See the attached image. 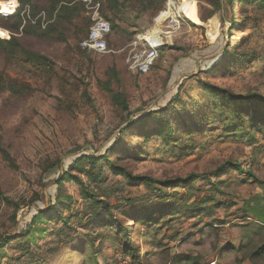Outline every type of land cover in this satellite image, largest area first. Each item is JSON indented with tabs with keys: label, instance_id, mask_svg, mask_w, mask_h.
<instances>
[{
	"label": "rangeland",
	"instance_id": "1",
	"mask_svg": "<svg viewBox=\"0 0 264 264\" xmlns=\"http://www.w3.org/2000/svg\"><path fill=\"white\" fill-rule=\"evenodd\" d=\"M6 1L10 0H0V3ZM15 1L17 11L20 3ZM168 1L153 17L149 13L128 11L129 20H118L122 30L126 28L141 33L134 34L131 42L125 44L127 33L113 31L108 38L111 51L106 54L83 51L78 45L87 32V28L78 32L79 28L88 23L81 0H77L80 16L74 18L72 24L57 22V30L64 33V40L55 39L54 35L53 38L42 39L21 30L13 33L24 47L40 52L54 62L56 75L49 82L21 71L0 50V72L14 77V86L18 89V92H0L1 142L12 159L9 162L0 154V192L6 199L0 197V237L15 235L25 229L38 210L45 211L51 207L56 198L55 181L62 171L61 164L66 169L80 155H102L117 141L118 132L127 124L122 125L123 119L97 85L104 71L112 65L119 74L121 87L127 92L129 118H138L150 111L162 112L166 107L163 112H168L177 135L182 134L181 139L191 144L186 152L174 155L156 137L145 139L138 136L136 130H127L126 134L131 135L126 137L129 143L123 149L143 148L145 152V157L140 160L128 161V167L134 174L158 179L184 177L190 173L200 175L190 185L194 191L188 199L187 188L181 184L167 190L164 204L173 201H176L173 206L184 201L194 204L209 195L220 202L209 201L207 205L213 208L207 215L177 217L167 214L165 220L168 224L160 222L155 225L156 228L162 226L156 237L166 243L164 249L157 245L146 251L140 237L135 242L140 248V257L143 258L145 251L148 257L147 263L144 259L139 263L123 254L118 243L111 242L113 230L110 225L89 220V210L77 194V184L65 182L61 191L74 201L70 209L63 210L62 216L72 215L68 225L84 233L90 232L93 241L87 245L84 257L77 258L84 237L77 234L73 248H63L53 257L47 256L50 258L40 264H72L75 259L77 264H163L165 249H169L171 255L196 256L200 264H248L246 261L237 262L240 257L237 247L240 236L245 235L243 227L247 223L264 225V135L257 134L253 142L219 136L223 127L221 120L212 109L206 111L205 106L211 100L202 99L206 92L200 88L197 78L237 93L264 92L263 12L255 4L245 5L248 18L243 22L239 1L234 0L232 4L225 2L212 17L202 20L208 17L209 7L205 2L170 0L171 8L176 14L180 13V27L164 35L160 31H167V28L161 20L169 13L166 10ZM34 2L37 6L34 17L32 12H28V5L21 10L24 22L29 20V13L32 24L39 15L44 16V19L41 16L43 29L54 23L57 11L49 17L45 10L48 2ZM0 15L1 36L9 32L5 27L10 24V15ZM188 15L198 21L192 22L186 18ZM158 33L163 42L161 47L165 46V50L160 53L158 49L157 59L148 72L140 74L131 70L129 59L142 47L140 42H136L137 37L154 42ZM235 50L239 61L229 67L228 60ZM62 85L69 98L59 109L57 98L61 96ZM176 92L180 102L171 105ZM175 112L182 114L181 121L176 120ZM204 113L206 122L200 119ZM184 121H188L190 128L197 121L200 131L189 134ZM57 160L58 164L49 169L48 166ZM234 164L240 165L244 172ZM221 166L222 172L214 174L213 171ZM104 171L108 175L105 184L117 189L113 196L106 198L114 214L122 217L121 209L126 205L158 201L157 193L150 194L142 185L125 184L106 167ZM204 177L215 183L220 180L218 190H211V184L205 182ZM129 201L134 202L129 204ZM16 205L19 206L17 210ZM60 209L58 205L57 210ZM169 210L168 207L163 213ZM14 213L16 223L13 221ZM102 216L108 217L107 214ZM50 218L40 224L45 229V237L32 246L33 258L17 247L18 242L11 241L5 246L6 256L1 264H39V257L45 256L47 250L63 247L62 235L58 234L63 222ZM218 218L224 222L215 224L219 229L215 231L207 224ZM84 223L89 226L83 228ZM144 226L143 222H127L128 229L135 231L134 234ZM122 241L129 242L123 237Z\"/></svg>",
	"mask_w": 264,
	"mask_h": 264
},
{
	"label": "trees",
	"instance_id": "2",
	"mask_svg": "<svg viewBox=\"0 0 264 264\" xmlns=\"http://www.w3.org/2000/svg\"><path fill=\"white\" fill-rule=\"evenodd\" d=\"M48 2L47 9L48 16L51 17L54 11L56 12L54 23H49L43 29L41 27V17L36 18L35 23H31V19L24 22L23 17L20 15L21 10L25 5L29 6L30 13L35 16V9H37L36 2L34 0H19L20 6L13 14L8 16L9 25L7 31L0 36V50L5 55L7 60L13 63L14 66L18 67L21 71L33 74L36 77L44 78L46 82L52 80L56 75L54 68V62L46 55L30 50L24 47L19 39L13 34L18 33L20 30L26 34L33 33L42 39L54 38L64 40V33L57 30V22L63 21L65 23L72 24L74 18H78L80 14V8L78 7L77 0H46ZM101 2L100 13L101 15L110 22L111 33L113 31H124L127 33V39L125 44H128L133 39L134 34H140L141 31H128L126 28L122 30L121 25L118 20L126 19L128 11L141 13H149L151 17L155 16L160 10L165 6L166 0H98ZM198 3L201 1L205 2L209 7L208 17L202 20H206L217 13L224 3L232 4L234 0H197ZM239 6L244 14L243 22L247 20V9L245 5L255 4L263 12L264 17V0H238ZM137 14V15H138ZM135 15V18H137ZM80 16V15H79ZM188 15L186 18L192 22H197L198 19H194L192 16ZM1 18V15H0ZM88 23L79 28L78 32L84 31L90 24ZM24 22V23H23ZM193 26H195L193 24ZM87 32L83 37H85ZM111 35V34H110ZM81 37V39L83 38ZM110 37V36H109ZM144 37V36H143ZM80 39V40H81ZM144 39V38H143ZM165 46L160 47V53L165 50ZM84 51V50H83ZM238 51L235 50L230 56L227 66L231 67L235 62H238L237 58ZM230 69V68H229ZM227 69V71H230ZM191 77V76H189ZM197 82L200 84V88L206 93L202 96V99L211 100V103L205 106L206 111L212 109L214 114L221 120L222 130L219 136H224L225 138L236 139V140H248L253 142L257 138V134L264 135V92L261 91H247L245 93H237L230 88L221 87L219 85L211 84L206 81H202L199 77ZM15 79L10 75L0 72V92L4 90H14L18 92V89L14 86ZM99 90L106 94L111 106L114 108L116 113L123 119L124 128H122L117 134V141L110 146L102 155L91 153L88 155H80L74 161H72L68 167L65 169L63 164H61L62 171L59 177L56 179L55 184L57 185L56 198L51 207L45 211L38 210L32 217L30 222L27 224L25 229L15 233V235H5L0 237V264L2 259L6 256L5 246L11 241L18 242L17 247L24 253L30 254L33 258L32 246L37 244L39 239L45 237V229L40 225L50 219H59L63 222L62 227L58 229V234L62 235L61 239L63 247L53 249L52 251L46 252V255L39 257L40 262H45L47 258L53 257L63 248H73L72 244L75 239L78 238L77 234H83V245L77 251V258L84 257L87 245L93 241L92 234L90 232L84 233L74 229L71 225H68L67 221L71 219V216L63 217V210L70 209L72 202L74 201L67 193L61 191L64 189L66 183H75L78 186L77 194L80 199L84 202L86 209L89 211V220L95 222H105L111 226L113 232L110 236L111 242L118 243L122 250V253L129 255L132 259H137L146 261L148 254L147 250L151 246H162L165 247L166 243L163 242L161 238L156 237L158 231L161 230L162 226L156 228L155 225L160 223L165 225L168 224L166 221V215H172L177 217H195L200 213L207 215L209 210L213 208L207 205L209 201H215L219 204L220 201L216 200L212 195L202 197L197 203H186V201L181 202L179 205L173 206L176 201L169 204H164L165 194L168 189L175 188L182 184L183 187L187 188V199L193 193L194 189L192 182L199 178L200 175L190 173L187 176L180 177H166L163 179L153 178L148 175L134 174L132 170L128 167V161H138L143 156L145 157V152L143 148L141 149H123L128 141L126 137L131 135L127 133V130H136L138 136L145 139L152 138L153 136L160 140V143L164 145L168 151H173L172 154L178 155L181 152H186L189 150L190 143L185 141L180 136L177 135L173 128V123L171 122V117L167 114L163 108L162 112H146L141 117L129 118V105L127 99V92L120 85L119 74L115 66H109L103 73V77L97 81ZM179 88V87H178ZM177 88V89H178ZM17 89V91H15ZM61 96L57 98V107L61 109L65 101L69 98V95L65 91L64 86L60 87ZM176 96V97H175ZM175 102H180L179 93L176 92ZM170 105L167 106V108ZM176 120L181 121L182 114L175 112ZM201 121L206 122L207 116L205 113L201 116ZM206 120V121H205ZM196 122V123H195ZM192 121L195 123L193 128H190L188 121H184L185 128L189 134H196L199 130V123L197 121ZM198 124V125H197ZM133 134V133H132ZM184 139H187L184 137ZM0 154L3 159L12 162L9 152L2 146L1 136H0ZM124 161V162H123ZM58 160L55 164H51L48 168H53L58 164ZM240 169V165L234 164ZM104 167L110 171L113 176H118L123 180L125 184L128 185H142L150 194L157 193L158 201L151 203H136L130 206H124L122 210V217L118 214H114L113 207L106 199L111 197L117 191L115 186L111 188L105 184L108 177ZM222 172V166L218 167L213 171L214 174H220ZM247 174H251L247 171ZM205 182L211 184V190H218V183L212 182L208 177H204ZM0 197L2 194L0 192ZM6 200L5 198H2ZM134 201H129L132 204ZM60 205V210H57V206ZM145 205V207H144ZM169 207L168 213H163V211ZM15 210L19 208L18 205L15 206ZM57 215L55 217V215ZM103 214H107L108 217H103ZM13 221L16 223V215L13 214ZM127 222H143L144 229L135 231H130L127 227ZM224 221L222 219H214L207 225L213 230L218 231L215 224H222ZM83 228L89 225L84 223ZM117 226V229L114 227ZM245 235L240 236V243L237 247V252L240 257L237 259L238 263H242L247 260L250 264H264V225L258 224L256 222H250L245 225ZM57 234V233H56ZM122 237L126 238L129 242H123ZM143 243V249L146 250L143 258L140 257V248H138L135 242L140 239ZM75 243V242H74ZM232 248V247H230ZM142 250V249H141ZM166 254L163 258V264H200L198 257L191 254H176L171 255L169 249L163 250ZM51 255L50 257H47ZM33 260V259H32ZM95 263V259L93 258ZM147 263V261H146ZM72 264H77L75 259ZM86 264V263H84ZM89 264V263H88ZM145 264V263H144Z\"/></svg>",
	"mask_w": 264,
	"mask_h": 264
},
{
	"label": "built area",
	"instance_id": "3",
	"mask_svg": "<svg viewBox=\"0 0 264 264\" xmlns=\"http://www.w3.org/2000/svg\"><path fill=\"white\" fill-rule=\"evenodd\" d=\"M81 1L84 4V15L89 19L90 24L86 36L78 43L79 47L84 51L94 54L109 53L111 50L108 44V38L111 34V24L100 13L101 2L98 0ZM169 1L166 7V10L169 13L163 18V20H161L165 22L164 27L167 28V31H160V33L164 35H169L172 31L180 27V13L176 14L171 8ZM16 7L17 2L12 12L4 13L3 15L13 14L16 11ZM27 16L29 18V13ZM41 16L42 15H39L38 17ZM42 18L44 19V16H42ZM160 33L156 35V41L154 40V42H150L148 39H138L137 37L136 42H140L142 47L139 52L134 53L129 59V68L131 70L140 74L149 71L150 66L157 59L158 49L163 45ZM136 42H134V44H137Z\"/></svg>",
	"mask_w": 264,
	"mask_h": 264
},
{
	"label": "bare ground",
	"instance_id": "4",
	"mask_svg": "<svg viewBox=\"0 0 264 264\" xmlns=\"http://www.w3.org/2000/svg\"><path fill=\"white\" fill-rule=\"evenodd\" d=\"M15 5H16V1L15 0L1 2L0 3V14L12 12L14 10V8H15Z\"/></svg>",
	"mask_w": 264,
	"mask_h": 264
},
{
	"label": "crops",
	"instance_id": "5",
	"mask_svg": "<svg viewBox=\"0 0 264 264\" xmlns=\"http://www.w3.org/2000/svg\"><path fill=\"white\" fill-rule=\"evenodd\" d=\"M248 264H250L247 260H245Z\"/></svg>",
	"mask_w": 264,
	"mask_h": 264
}]
</instances>
